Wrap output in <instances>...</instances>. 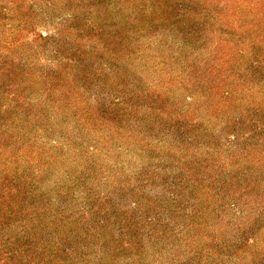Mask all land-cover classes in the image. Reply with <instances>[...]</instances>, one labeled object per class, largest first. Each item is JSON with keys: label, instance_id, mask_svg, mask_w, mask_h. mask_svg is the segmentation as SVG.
Segmentation results:
<instances>
[{"label": "rangeland", "instance_id": "1", "mask_svg": "<svg viewBox=\"0 0 264 264\" xmlns=\"http://www.w3.org/2000/svg\"><path fill=\"white\" fill-rule=\"evenodd\" d=\"M145 28L135 43L113 38L112 53L99 46L78 62L48 54L54 67L69 61L86 71L77 79V117L58 129L65 136L35 130L40 164L44 155L58 156L56 163L69 171L66 163L81 158L63 184H57L56 163L47 167L49 216L58 226L40 236L50 245L51 264H262L264 165L250 171L254 190L245 191L247 153L241 148L252 141L248 125L226 131L222 120L200 116L192 106L189 122L190 95L177 86H152L162 76L177 81L181 72L167 58L146 62ZM89 125L97 131L87 132ZM100 143L99 152H87ZM254 152L253 161L264 154ZM65 244L70 254L63 262ZM250 251L258 257L250 258Z\"/></svg>", "mask_w": 264, "mask_h": 264}, {"label": "trees", "instance_id": "2", "mask_svg": "<svg viewBox=\"0 0 264 264\" xmlns=\"http://www.w3.org/2000/svg\"><path fill=\"white\" fill-rule=\"evenodd\" d=\"M144 28L146 62L150 56L167 58L164 62L181 72L177 81L162 76L152 86H177L190 95L189 122L192 106L200 116L222 120L226 131L248 125L252 141L241 148L247 153L244 183L250 171L263 170L264 154L253 158L254 151L264 152V144L253 139H264V0H0V264L52 263L40 233L58 226L49 216L47 187L52 180L47 167L58 156L44 155L46 166L39 163L35 130L65 136L58 129L77 117V79L86 71L66 60L54 67L48 54L78 62L99 46L112 53L113 38L134 42ZM89 129L97 131L94 125ZM102 148L100 143L87 152ZM80 159L66 163L69 171L56 163L57 184L67 182L65 172ZM78 178L70 174L72 181ZM244 189L254 190L251 184ZM260 222L264 228V219ZM66 247H58L63 262L70 254ZM250 252V258L258 257Z\"/></svg>", "mask_w": 264, "mask_h": 264}]
</instances>
